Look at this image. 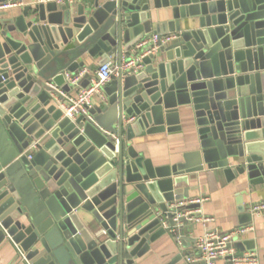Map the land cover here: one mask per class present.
I'll return each mask as SVG.
<instances>
[{"label": "water", "instance_id": "1", "mask_svg": "<svg viewBox=\"0 0 264 264\" xmlns=\"http://www.w3.org/2000/svg\"><path fill=\"white\" fill-rule=\"evenodd\" d=\"M155 33L177 36L109 80L88 113L65 115L77 86L66 73L82 56L130 58ZM195 125L200 147L182 161L146 155L148 136ZM201 173L246 192L264 185V0H93L76 13L34 0L0 20V247L17 264H139Z\"/></svg>", "mask_w": 264, "mask_h": 264}, {"label": "crops", "instance_id": "2", "mask_svg": "<svg viewBox=\"0 0 264 264\" xmlns=\"http://www.w3.org/2000/svg\"><path fill=\"white\" fill-rule=\"evenodd\" d=\"M34 0H25V5L32 3ZM93 0H81L74 4L72 9L76 13L80 3H87ZM17 6L6 10V14L1 13L0 20L14 17L21 13L23 7ZM170 9L163 10L162 18H170ZM171 50L165 51L163 58L168 59ZM112 59L120 60L128 58L127 51H123L122 55L115 53L110 56ZM80 60L85 61V66L80 70H86L95 77L96 71L100 65V56L90 57L88 55L82 56ZM92 66V68H89ZM84 87L78 84L71 93H65L68 96H74L80 88ZM100 96L95 94L93 97V104L99 101ZM144 139V138H143ZM137 141H142L138 139ZM147 144V156H152L163 163H176L184 159V154L193 152L200 147V139L195 125L190 129H183L177 132H169L167 134L150 135L145 139ZM140 146V145H139ZM190 197L198 194H206L208 200L203 204L204 210L215 217L214 221L204 226L200 223L183 222L180 227V232L183 235V242L181 245L170 234L166 233L152 243L150 250L141 258H138L139 264H185L187 257L197 254L199 251L195 246V239L198 234L202 233L207 228H216L220 231H228L240 225V212L238 211V198L242 197L245 205L248 207L253 202L264 200V185L255 186L249 192L245 191L243 187H238L235 183H228L222 173H219V178L215 183L210 182L205 173L196 179H190ZM83 218H91L90 214L79 210ZM250 213V212H249ZM254 229L245 234L240 240L246 241V250L254 246L260 264H264V216L253 215L252 221ZM95 222L93 227H97ZM104 234V231L101 230ZM248 242V243H247ZM240 252V248L238 247ZM182 254V259L179 255ZM180 259V260H179ZM17 252L12 246L0 247V264H17ZM22 263V262H21Z\"/></svg>", "mask_w": 264, "mask_h": 264}, {"label": "built area", "instance_id": "3", "mask_svg": "<svg viewBox=\"0 0 264 264\" xmlns=\"http://www.w3.org/2000/svg\"><path fill=\"white\" fill-rule=\"evenodd\" d=\"M41 1L47 2L50 0ZM53 1L73 6L81 0ZM23 5H25V0H1L0 15L3 11ZM176 36V33H167L161 36L155 33L145 36L131 48L132 57L120 60L110 58L100 63L95 77L91 78L90 83L80 88L74 96H68L65 102L60 101L59 106L63 109L65 115L71 118H75L80 113H88V107L93 104L95 94H98L101 98L105 97L103 86L109 80L125 71L130 72L133 68H143L142 58L145 55L156 51L161 44L167 43ZM151 43L153 46L146 48ZM85 73L86 70H80L75 74L67 72L66 76L72 84L78 85ZM133 119L134 117L129 120ZM116 142L119 143L118 137L116 138ZM33 146H35V143H33ZM206 200H208L206 194H198L169 203V209L174 213L176 224L168 230L175 236L180 245L183 242V235L179 230V226L183 222L200 223L207 226L214 221L215 217L204 210L203 204ZM192 204H196V206L190 207ZM248 211L252 216H264V200L251 203ZM181 218L183 220H180ZM253 229V223L240 224L228 231H220L212 227L207 228L198 234L195 239V246L199 252L187 257V262L189 264H260L255 250L247 249L240 255L236 245V242L240 238Z\"/></svg>", "mask_w": 264, "mask_h": 264}]
</instances>
